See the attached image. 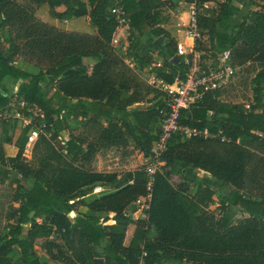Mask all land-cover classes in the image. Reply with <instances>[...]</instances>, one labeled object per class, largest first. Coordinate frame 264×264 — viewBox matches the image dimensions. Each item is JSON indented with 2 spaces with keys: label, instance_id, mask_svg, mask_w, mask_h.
<instances>
[{
  "label": "trees",
  "instance_id": "trees-1",
  "mask_svg": "<svg viewBox=\"0 0 264 264\" xmlns=\"http://www.w3.org/2000/svg\"><path fill=\"white\" fill-rule=\"evenodd\" d=\"M27 1L47 6L59 21L87 17L95 33L59 29L16 0H0V167L20 178L14 190L0 191V218L7 222L0 231V264H15L14 248L22 264H45L37 248L57 264H95L94 259L138 264L143 253L144 264H158L163 257L185 264H264V0H250L251 10L233 32L235 0ZM178 3L194 4L198 10L197 27L209 43V48L197 50L203 58L229 50L232 65L255 64L259 69L251 79L248 108L209 95L182 113V124L221 130L231 142L174 136L149 190L144 167L120 174L97 172L93 164L99 153L130 143L149 157L166 96L147 81L153 73L171 84L177 77L184 79L186 70L176 43L161 28L164 10H174ZM205 3H215L218 12L207 16L210 11L201 8ZM116 8L127 22L129 51L138 37H164L163 46L155 45L165 57L163 66H154L151 57L134 50L123 57L117 52L121 48L111 46L120 30L110 15ZM174 57L177 64L171 63ZM84 60H90L89 67ZM22 63L37 73L23 71ZM12 85L15 113L32 117L38 111L15 140L6 134L5 117L11 110ZM59 98L66 103L58 104ZM68 118L75 128L67 125ZM36 129L27 156L26 143ZM61 134L66 135L63 143ZM3 144L15 146L16 155L6 157ZM176 165L179 171L174 173ZM196 171L230 188L213 209L215 192L208 179H196L190 191L185 175ZM21 179L31 183L29 189L21 190ZM96 187L112 191L86 201ZM147 194L151 197L144 217L132 218L135 201ZM131 225L136 232L125 246Z\"/></svg>",
  "mask_w": 264,
  "mask_h": 264
},
{
  "label": "built area",
  "instance_id": "built-area-1",
  "mask_svg": "<svg viewBox=\"0 0 264 264\" xmlns=\"http://www.w3.org/2000/svg\"><path fill=\"white\" fill-rule=\"evenodd\" d=\"M188 6L186 20H183L179 15H171V25L175 28L177 36L181 34L190 39L193 43L192 50L188 52L186 50L187 47L176 42L177 55L182 57L186 69L184 79L177 77L171 84H167L152 73L147 81L151 87L157 89L166 96L165 110L159 120L156 141L151 147L149 157L145 158L144 172L148 177L149 190L153 175L156 172H160L164 166L161 158L167 149L169 141L174 136L178 135L182 140L200 137L203 139H216L222 143L231 142V139L221 130L213 132L206 127L199 129L181 123L182 113L195 107L205 97L212 95L213 99L220 101V96L215 97L214 94L217 91H222L241 70V67L232 65L229 50L214 53L215 58H211L210 55H208L206 59L203 58V53L193 51L196 46L195 43L205 41L206 38L201 37L197 27L198 10L196 6L194 4H189ZM201 8L210 11L207 16L212 15V12L215 14L218 12L215 3H205ZM110 15L115 16L120 27L118 34L111 40V46L114 48H121L125 51L128 47V43L126 42L125 45H123L121 42V31H123V28H127L124 13L121 9L116 8L110 11ZM170 38L177 41L176 36H170ZM20 106L24 107V103L21 102ZM245 107L248 108L247 105ZM37 112L38 111H36V113ZM15 116L20 117L18 114ZM37 134L36 131H33L28 137L25 147V154L27 156L29 155L31 144L37 139ZM235 143L238 144L239 139H236ZM150 197V194H147L135 201V211L131 214L132 218L144 217V211L148 209ZM36 222L40 223L41 220L37 219ZM144 257L145 253L138 258V264H144Z\"/></svg>",
  "mask_w": 264,
  "mask_h": 264
},
{
  "label": "rangeland",
  "instance_id": "rangeland-1",
  "mask_svg": "<svg viewBox=\"0 0 264 264\" xmlns=\"http://www.w3.org/2000/svg\"><path fill=\"white\" fill-rule=\"evenodd\" d=\"M17 1L21 2L22 5L32 9L34 13L36 14V16H38L42 20H48V21L55 23L56 25H58L59 29H62L65 31H71V30L80 31L81 29H84V24H83L82 19L80 20L74 19V20L67 21V22L54 20L52 16L50 15L47 6L45 5L40 6V7L34 6L27 0H17ZM181 10H185V7L177 6L174 14H176V12L181 11ZM126 42L128 43V47L126 48L125 51H123L122 49H119V50L117 49V52L123 57L131 53L132 50H134L140 56L151 57L154 66L164 65L165 57H160L158 55L157 48L154 44L153 37L150 33L144 37L136 38L133 41V44L131 46L132 47L131 51L128 50L129 45H130L128 41V35L126 39L125 38L122 39L123 45H125ZM207 46L209 47V43L205 40V41L199 42V44L196 46L195 49L196 50H199L202 48L207 49L206 48ZM209 55L211 58H215V54H209ZM126 62L129 65L133 64L131 59H128V58L126 59ZM90 63H91L90 60H84V64L86 66L89 67ZM258 69H259V66L255 64L247 65L241 68L240 72H238L233 78V80L228 85H226L221 91L220 101L222 103L236 105L244 109L245 106L251 101V79L254 73H256ZM9 87L10 88H9L8 95L10 96V107H11L10 109L11 110L5 116L7 120L6 134L8 135V137H11L13 140H15L20 134V132L22 131V129L27 124H29L30 121H32L33 117L35 118L37 114H36V111H33L32 117L15 116L16 108L14 105H15L16 97L13 93L16 91V86L12 85ZM51 93L53 92L52 91L48 92V95H51ZM56 102L60 105H63L66 103L61 98H59ZM156 122H158V120H156ZM66 123L70 128L76 127V122L70 118L66 119ZM35 131L38 133L39 130L36 129ZM65 139H66V135L61 134L58 140L60 143H63ZM145 162L146 161L143 158V155L140 154L138 151L134 150L133 143H130V145L124 149L114 148L109 151L99 153L95 160V169L98 171H104V172L109 171V172H118V173L124 172L125 173L126 171H129V170L131 171L138 167H144ZM172 171L174 173L178 172L179 166L176 165L175 167H173ZM0 177H1L0 178V191L1 192L6 191V190H14L13 189L15 187L14 182L17 179L16 174L12 173L8 169H4V167H0ZM185 177H187V179L191 181V184L189 185L191 192H193L195 189L196 179H200V178L208 179L210 188L213 189L215 192L214 205L211 207V209L215 208L217 204L220 202V200L222 199V197L230 191V188L228 186H225L217 182L216 180L211 178L210 175L201 173L200 171H196L195 173L186 174ZM30 185L31 183L29 181L23 180V179L20 180V186L22 188L21 190L29 189ZM103 193L105 192H103V190H101L100 188L99 190H97V188H94L92 193L86 197V201L87 199L94 198ZM227 212L230 215H235V210L233 208H228ZM3 219L4 218L2 216L0 218V231L7 224V222H5ZM135 232L133 236L135 235ZM127 236L130 237L131 233L128 232ZM36 253L40 257L41 261L43 259H47L46 256L41 251H39L38 248L36 249ZM11 258L15 264H22L20 256H19V252L16 248L12 250ZM45 264H57V263L48 261ZM158 264H170V263L160 261L158 262Z\"/></svg>",
  "mask_w": 264,
  "mask_h": 264
},
{
  "label": "crops",
  "instance_id": "crops-1",
  "mask_svg": "<svg viewBox=\"0 0 264 264\" xmlns=\"http://www.w3.org/2000/svg\"><path fill=\"white\" fill-rule=\"evenodd\" d=\"M17 1V0H16ZM87 1L88 0H81V2L87 4ZM18 2V1H17ZM236 4H237V7H238V12L235 14L234 18L232 19V23L229 27V32H233L237 29V26L241 23L242 21V18L251 10V6H250V0H235ZM21 3V2H19ZM177 6H183L185 7V10H181V11H178L176 12L175 15H179L181 16V18L183 20H186L187 18V14H188V5L187 4H184V3H178ZM176 6V7H177ZM176 11V8L174 10H171L169 8L165 9L164 12H163V16L165 17V23L163 25H161V28H163L168 34L169 36H176L177 38V41H174L175 43L176 42H179L181 44H183L185 47H187V51L190 52L192 50V46H193V43L190 39L184 37L183 35H178L177 36V33H176V30L175 28L171 25V15L174 14V12ZM54 19V18H53ZM80 20L82 19L83 20V24H84V29H81L80 31H74V30H71L72 32H79V33H87V34H93L95 33V29L93 27H91L90 25V22H89V19L87 17L85 18H72L70 20H64L65 22L67 21H71V20ZM56 20V19H54ZM57 28L58 25H56L55 23L51 22V21H48V20H43ZM91 31V32H89ZM128 35V27L127 28H123V31H121V42H122V39H126ZM206 48H209L208 46ZM193 51H197L195 48L193 49ZM207 55L208 54H212L211 52H208L206 53ZM21 69L27 73H30V74H36L37 73V69L29 64H25V63H22L21 64ZM258 71V70H257ZM0 137H1V131H0ZM3 147V150H4V153H5V156L6 157H14L17 153V149L15 146L13 145H9V144H3L2 145ZM134 147V146H133ZM141 154V153H140ZM144 158V157H143ZM145 159V158H144ZM93 168L95 169V162L93 164ZM140 168V167H138ZM4 169H7V168H4ZM137 169V168H136ZM134 169V170H136ZM96 170V169H95ZM134 170H131V171H134ZM97 172H104V171H98L96 170ZM130 171V170H129ZM129 171H126V172H129ZM109 172V171H108ZM202 172V171H200ZM115 173H118V172H115ZM124 172L120 173V174H123ZM204 173V172H202ZM206 174V173H204ZM17 179H20L18 176H17ZM97 188H100L101 190H103V192L107 193V192H110L112 191V189H110L109 187H97ZM104 194V193H103ZM102 195V194H101ZM99 196V195H98ZM96 196V197H98ZM94 197V198H96ZM90 198V197H88ZM94 198H91V199H87V201H91L93 200ZM82 212H86V209H81ZM110 217H112V215H110ZM112 222L109 221L107 224H111ZM135 227L134 226H129V228L127 229V232H126V236H125V240H124V245L125 246H129L132 238H133V234L135 232ZM128 232L131 233V236L128 237L127 234ZM47 258V257H46ZM160 261H163V262H168L170 264H185V263H179V262H175L173 260H170L166 257H163L159 260ZM41 262L43 263H47L48 262V259H43Z\"/></svg>",
  "mask_w": 264,
  "mask_h": 264
},
{
  "label": "water",
  "instance_id": "water-1",
  "mask_svg": "<svg viewBox=\"0 0 264 264\" xmlns=\"http://www.w3.org/2000/svg\"><path fill=\"white\" fill-rule=\"evenodd\" d=\"M164 42H165V39L162 36L161 37H158V38H156L154 40V44L157 45V46H163ZM171 63L172 64H177L178 63L177 57L172 58L171 59ZM94 263L95 264H101L102 263V260L101 259H94Z\"/></svg>",
  "mask_w": 264,
  "mask_h": 264
}]
</instances>
